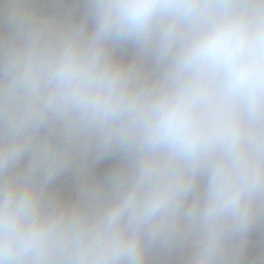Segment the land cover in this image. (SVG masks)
<instances>
[{"label":"clouds","instance_id":"1","mask_svg":"<svg viewBox=\"0 0 264 264\" xmlns=\"http://www.w3.org/2000/svg\"><path fill=\"white\" fill-rule=\"evenodd\" d=\"M0 264H264V0H0Z\"/></svg>","mask_w":264,"mask_h":264},{"label":"crops","instance_id":"2","mask_svg":"<svg viewBox=\"0 0 264 264\" xmlns=\"http://www.w3.org/2000/svg\"><path fill=\"white\" fill-rule=\"evenodd\" d=\"M115 164V161H110L107 164H105L101 169L98 170V175L103 178L104 171L107 167L113 166Z\"/></svg>","mask_w":264,"mask_h":264}]
</instances>
